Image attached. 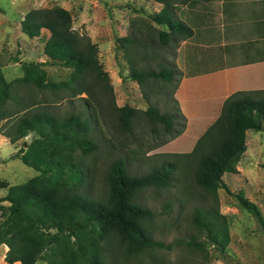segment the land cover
<instances>
[{"label":"trees","instance_id":"trees-1","mask_svg":"<svg viewBox=\"0 0 264 264\" xmlns=\"http://www.w3.org/2000/svg\"><path fill=\"white\" fill-rule=\"evenodd\" d=\"M145 1L162 4L161 10L150 17L156 24L167 26L168 31H159L165 41L174 33L183 37L192 34L191 28L174 16L180 6L191 0ZM20 28L29 38L41 40L46 60L22 61L21 75L9 80L0 66V134L13 143L35 134L16 155L39 174L19 184L0 179V188L6 190L0 202L9 203L0 205V244L8 247L4 260L9 264H35L39 260L45 264H108L105 256L112 240L117 241L126 256L160 247L170 249V245L155 240L148 231L146 221L154 216L153 212L134 199L146 186L167 185L175 163L133 176L126 172L125 161L117 159L108 167L104 194L95 199L91 192L79 191L83 184H91L81 156L98 148L89 135L91 121L96 120L82 117L81 112L61 116L49 107L60 99L80 97L87 110L103 109L102 100L112 93V85L98 62L97 47L90 36L74 30L71 13L58 5L30 9L20 21ZM129 39L122 36L116 41L120 46ZM160 42L166 44L164 40ZM45 64L69 68L70 74L67 79L52 80ZM141 74L163 79H171L172 75L165 68ZM130 76L136 80V70ZM153 106L139 110L127 104L117 106L112 100L106 110L115 116L124 132L132 131V120L140 113L150 123H161L164 131L173 135L182 114L160 112ZM247 130H264V89L239 90L229 95L218 117L189 152L188 155L200 154L192 178L204 192L203 197L211 195L217 202L218 188L231 193L222 182V175L237 172V163L246 150ZM185 165L189 166L186 161ZM88 168L91 171L92 165ZM233 195L239 207L264 223L255 202L242 191ZM191 220L199 232L206 233L207 241L193 238L187 243L189 247H227V219L216 208L197 207Z\"/></svg>","mask_w":264,"mask_h":264},{"label":"rangeland","instance_id":"rangeland-1","mask_svg":"<svg viewBox=\"0 0 264 264\" xmlns=\"http://www.w3.org/2000/svg\"><path fill=\"white\" fill-rule=\"evenodd\" d=\"M55 5L69 10L74 30L87 32L86 26L94 25L95 32L98 33V62L112 85V93L102 100L104 110L99 107L87 110L85 101L80 97L60 99L49 107L50 111L61 116L81 112L82 117H93L97 122L91 121L89 135L98 143V148L81 156L86 177L92 175L89 177L91 184H83L79 191L91 192L95 199L104 194L107 191L104 179L108 167L117 159L125 161L126 172L133 176L144 175L163 165L168 166L169 162L175 163L167 185L146 186L136 193L134 199L137 204L153 212L154 216L146 221L148 231L155 240L163 242L166 246L170 245V249L160 247L152 252L126 256L117 241L112 240L106 252V262L264 264V223L257 222L246 210L239 207L233 195L242 191L259 206L264 218V130L247 132L246 150L237 163V172L223 173L222 182L231 193L225 188H218L217 202L211 195L203 197L204 192L196 186L192 178L200 154H188L205 130L196 129L197 124L188 123L187 118L182 115L178 117L172 135L164 131L161 123H150L145 114L138 113L132 120V131L124 132L120 125L116 124L115 116L106 110L107 104L111 106L113 100L117 106L127 104L145 110L149 105H154L160 112L179 113L174 99L177 75L172 64L173 47L169 43L163 45L147 23L133 26L131 33H128L130 39L124 44L118 46L119 43L115 40V36L123 34V22L125 21L127 28L134 14L144 15L145 17H138L144 22L152 21L150 15L155 13L153 4L140 0H1L0 64L7 65L4 68L7 78L21 74L20 66L17 65L19 62L15 60L42 62L46 59L41 52V40L22 34L19 22L30 9ZM120 19L122 21H118ZM113 40L118 46L115 53L111 44ZM44 68L52 80H64L70 74L69 68L60 65L45 64ZM162 68L172 73L171 79L143 77L141 74L149 70L158 72ZM133 70H136V80L130 76ZM217 101L216 98L211 99L214 104ZM204 117L208 119V116ZM34 136L35 134L30 133L22 139L18 143L19 147L16 146L14 154L7 160L0 159V176L6 177L8 180H4L10 184L23 183L39 174V171L22 163L16 155ZM0 155L7 156L6 153ZM185 161L189 164L188 167ZM91 165L90 171L88 166ZM5 191L0 188V197ZM1 204L9 203L2 201ZM197 207L216 208L226 216L230 241L224 250H218L210 244H206L202 249L188 246V241L193 238L198 242L207 241L206 233L199 232L191 220V215ZM2 250L0 246V264H9L4 260L5 251ZM35 264H45V261L39 260Z\"/></svg>","mask_w":264,"mask_h":264},{"label":"crops","instance_id":"crops-1","mask_svg":"<svg viewBox=\"0 0 264 264\" xmlns=\"http://www.w3.org/2000/svg\"><path fill=\"white\" fill-rule=\"evenodd\" d=\"M146 2L154 5L155 13L162 8L161 3ZM143 16L134 14L127 28L124 21L123 34L115 36V40L129 36L133 26L147 23L159 41L164 40V45L169 43L173 47L172 64L177 75L174 99L179 113L187 118L188 123L197 124L196 129L206 130L218 117L224 100L233 92L264 89V0H191L180 6L174 16L191 28L192 34L183 37L174 33L166 41L159 31H168L167 26L138 18ZM85 29L98 46L94 25L91 27L88 24ZM115 40L111 42L114 53L118 47ZM41 52L43 54V48ZM15 61L20 66L22 61ZM3 66L1 69L5 78L12 79L7 78L4 72L7 65ZM212 98L218 100L216 104L211 102ZM205 115L209 121H206ZM21 140L13 143L0 134V154L7 155H0V159L7 160L13 155ZM0 179L8 180L2 176ZM0 246L2 252H6L8 247L5 244Z\"/></svg>","mask_w":264,"mask_h":264}]
</instances>
